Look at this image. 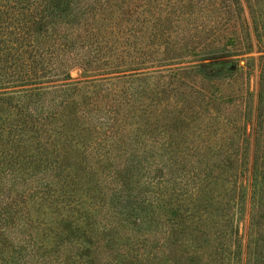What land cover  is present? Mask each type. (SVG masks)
Returning <instances> with one entry per match:
<instances>
[{"label": "trees", "instance_id": "trees-1", "mask_svg": "<svg viewBox=\"0 0 264 264\" xmlns=\"http://www.w3.org/2000/svg\"><path fill=\"white\" fill-rule=\"evenodd\" d=\"M246 3L0 0V264H264Z\"/></svg>", "mask_w": 264, "mask_h": 264}, {"label": "rangeland", "instance_id": "rangeland-1", "mask_svg": "<svg viewBox=\"0 0 264 264\" xmlns=\"http://www.w3.org/2000/svg\"><path fill=\"white\" fill-rule=\"evenodd\" d=\"M240 5L242 8V15L249 24V12H248L246 0H240ZM250 43L252 46H251V50L249 51V53L238 57L241 59V61L238 63L237 68L238 70H240L239 68L242 67V70L237 75L238 76L237 81L240 83L242 80L243 89L247 88V91L249 94L248 96H249V99L251 100V107L252 109H254L256 101H257V92L259 90V71H260L259 69H260V64L263 62L261 57L264 56V51L263 52L258 51L255 40L253 36L251 35V33H250ZM246 60H249V61H247L246 63ZM204 63H205V67H203V69L205 72H207L208 75H211V73L214 72L218 74V76H223L222 71H217L213 66H210V67L206 66L208 64H213V63H210V62H204ZM245 63L247 65H245ZM70 77L74 81L80 80L81 71L79 69H73L70 72ZM233 88L239 91L236 85H234ZM232 118H234L233 114H232ZM245 130H246V134H249L251 132L250 126L247 125ZM252 152H253V146H252V141L250 139L249 155H251ZM247 221H248V204L245 203L244 210H243V216L238 225L239 234L242 235V239H241L242 244L245 243V239H246L247 223H248Z\"/></svg>", "mask_w": 264, "mask_h": 264}]
</instances>
